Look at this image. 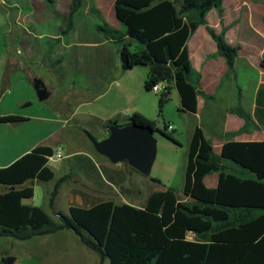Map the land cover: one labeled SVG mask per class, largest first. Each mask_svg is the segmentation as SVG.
I'll list each match as a JSON object with an SVG mask.
<instances>
[{"label": "trees", "instance_id": "trees-1", "mask_svg": "<svg viewBox=\"0 0 264 264\" xmlns=\"http://www.w3.org/2000/svg\"><path fill=\"white\" fill-rule=\"evenodd\" d=\"M223 1L116 0L115 17L125 33L104 23L97 25L95 39L118 46L124 71L149 68L147 91L158 83L166 85L161 106L176 89L179 111L196 113L201 76L190 60V36L206 26L230 73L239 55V48L229 45L224 33L208 26V13L216 9L222 14ZM81 3L73 1L71 15ZM126 39L141 47L131 49ZM234 112L245 119L247 129L250 116L241 107ZM24 120L7 115L0 117V124ZM129 122L149 126L180 145L169 125L159 129L155 120L140 112ZM53 154V148L38 146L0 167V238L27 241L70 230L99 257V264L106 260L109 264H264V141L226 142L216 154L212 141L198 127L188 150L182 195L169 187L152 192L141 207L111 200L90 208L72 206L68 214L57 213V222L43 208L23 203L35 195L32 182L54 179L49 167ZM213 173L219 174L218 185L209 188L205 178ZM54 199L55 192L50 207Z\"/></svg>", "mask_w": 264, "mask_h": 264}, {"label": "crops", "instance_id": "crops-1", "mask_svg": "<svg viewBox=\"0 0 264 264\" xmlns=\"http://www.w3.org/2000/svg\"><path fill=\"white\" fill-rule=\"evenodd\" d=\"M115 1L93 0V3L82 1L81 5L84 3L89 6L83 14V20L85 14L92 12L97 21L107 24L112 30L125 33V28L115 17ZM207 22L217 34L224 33L229 45L239 48V55L234 72L230 73L225 58L219 55L217 43L206 26H200L188 40L192 67L201 76V81L196 113L179 111L181 99L176 90L179 115L175 118V124L181 133L177 141L180 143L179 147L187 148L185 166L189 146L198 127L202 128L205 136L212 141L216 154H220L226 142L264 141V0H224L223 13L220 14L216 9L211 10L207 15ZM83 26L82 28L85 29ZM110 43L112 42L109 40L95 39L92 42L77 44L100 47L98 49L101 50L97 54L89 52L87 55L76 57L77 62H86L83 63L85 66H80L76 71L87 78V84L75 93L78 100L76 106L67 111L57 112V116L52 118L47 116L35 118L42 123V126L48 123L54 124L53 128L40 135L33 133L29 128L20 127L22 125H6L7 127L4 128L8 129L1 131L3 137L0 136V167L11 165L38 146L51 147L54 153L58 148L64 150L62 160L49 161V167L55 175L54 179L46 183L38 180L32 182L35 195L32 199L23 202L28 206L43 208L54 222L59 220L57 213L68 214L72 206L90 208L101 201L109 200L119 205L129 204L136 207H141L145 203L137 202V198L141 199L140 193L136 194L127 188L130 186L129 175L132 173L136 174L135 176L142 175L132 171L124 162L114 164L98 154L90 140V137L97 141L106 139L109 136L108 125L112 122L116 121L120 126L129 123L121 124L119 110L103 101L107 99L112 103L115 102L116 97L112 96V92L115 88L121 89L123 84L121 81L123 79L113 74L114 67L111 61L113 56H119V48L116 50L106 48ZM126 43L131 49L141 47L128 39ZM2 58L3 55L0 56V62ZM2 66L0 83L10 77L9 72L12 70L10 65L9 70L5 63ZM136 68H141L138 74L141 84L145 87L149 68ZM136 68L124 71L122 63L121 66L116 67L121 77L124 76V83L129 80L126 74ZM27 77L33 79L31 75ZM105 84L109 86H104ZM82 92L92 97H83ZM141 101L134 102L130 107L153 120L155 105H142ZM238 107H241L251 118L247 129H244L245 119L234 112ZM169 125L173 127L172 132L177 131L174 124ZM45 126L43 129H46ZM184 133L183 143L181 137ZM69 165H73L79 180H70L67 171ZM218 181V173L210 174L205 178L209 188H215ZM183 186L184 183L180 195ZM53 192H55L54 206L50 207L49 200ZM132 193L134 198H131Z\"/></svg>", "mask_w": 264, "mask_h": 264}, {"label": "rangeland", "instance_id": "rangeland-1", "mask_svg": "<svg viewBox=\"0 0 264 264\" xmlns=\"http://www.w3.org/2000/svg\"><path fill=\"white\" fill-rule=\"evenodd\" d=\"M2 1L0 3V56L3 55V58L0 62V72L4 63L8 70L9 65L12 70L9 72L10 77L0 83V116L15 115L28 120L25 119L23 124H0V136L3 137L2 129H8L4 128L7 127L6 125H22L20 127L29 128L33 133L40 135L53 128L54 124L48 123L42 126V123L35 118L40 116L52 118L57 116V112L67 111L76 106L78 100L75 93L87 84L86 76L76 71L80 66H85L83 63L86 62H77L76 57L87 55L89 52L97 54L101 50L98 49L100 47L93 48L77 44L95 41L92 36L97 34V25L104 23L97 21L92 12L85 14L83 20V14L88 6L84 3L78 7L76 13L71 15L74 0ZM86 1L93 3V0ZM98 35L103 37V33ZM106 48L116 50L118 46L110 43ZM111 61L114 67L113 74L123 79L121 80L122 90L115 88L112 92V96L116 97L115 102L112 103L107 99L103 101L119 110V122L121 124L129 122L135 113L130 106L142 100V105H155V113L152 116L159 129L174 124L177 131H174L173 135L178 140L181 133L175 124V118L179 115L176 89L171 91L170 100L161 106L160 100L164 91L159 93L147 91L141 84L138 74L141 68L128 72L126 75L129 80L124 83V76L121 77L116 69L121 66L119 56H113ZM19 68L21 70L17 71ZM29 75L33 76V79L28 78ZM36 77L41 78L53 92L50 99L43 102L39 100L32 84ZM81 94L83 97H92L84 92ZM44 126L46 129H43ZM155 137L158 140V153L151 177L146 178L139 174L135 176L136 174L133 173L128 177L130 186L127 188L136 194H141V199H135L137 202H145L153 192L152 190L160 191L172 187L181 194L185 179L187 148L179 147L161 135L159 131L155 132ZM181 140L185 142V133ZM124 163L128 165L127 162ZM67 171L70 180H79L73 165H69ZM155 179L159 182L154 181ZM134 193L130 195L133 196ZM8 257L14 259L12 264H99L100 262L99 257L84 246L72 231L34 237L27 241L0 238V264H7L4 259L7 260ZM104 264H109V261L106 260Z\"/></svg>", "mask_w": 264, "mask_h": 264}, {"label": "water", "instance_id": "water-1", "mask_svg": "<svg viewBox=\"0 0 264 264\" xmlns=\"http://www.w3.org/2000/svg\"><path fill=\"white\" fill-rule=\"evenodd\" d=\"M34 88L41 102L50 99L53 92L45 82L36 77ZM96 152L112 163L127 162L128 165L146 178L151 177L153 165L158 153V140L155 131L149 126H141L129 122L120 126L115 123L109 128V136L101 141L90 137ZM7 264L14 259L7 258Z\"/></svg>", "mask_w": 264, "mask_h": 264}, {"label": "built area", "instance_id": "built-area-1", "mask_svg": "<svg viewBox=\"0 0 264 264\" xmlns=\"http://www.w3.org/2000/svg\"><path fill=\"white\" fill-rule=\"evenodd\" d=\"M166 85L164 83H158L152 87V92L159 93L165 89ZM168 131L172 132L173 127L171 125L168 126ZM64 158V150L62 148H58L56 152L49 158V161L54 160H62Z\"/></svg>", "mask_w": 264, "mask_h": 264}]
</instances>
